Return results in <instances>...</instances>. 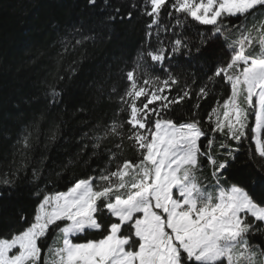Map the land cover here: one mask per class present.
Segmentation results:
<instances>
[{
    "label": "snow or ice",
    "instance_id": "obj_1",
    "mask_svg": "<svg viewBox=\"0 0 264 264\" xmlns=\"http://www.w3.org/2000/svg\"><path fill=\"white\" fill-rule=\"evenodd\" d=\"M105 5V24L143 25L135 57L115 59L90 85L97 103L115 105L112 117L83 121L76 151L57 164L52 149L68 139L63 117L49 116L66 111L65 88L44 93L45 109L21 127L0 169V200L20 187L32 200L29 211L0 217V264H264V0ZM70 36L58 66L111 39L82 26ZM78 67L57 70L58 83ZM218 90L222 102L205 121L201 101ZM186 104L187 118L175 117ZM205 165L210 186L198 175Z\"/></svg>",
    "mask_w": 264,
    "mask_h": 264
},
{
    "label": "trees",
    "instance_id": "obj_2",
    "mask_svg": "<svg viewBox=\"0 0 264 264\" xmlns=\"http://www.w3.org/2000/svg\"><path fill=\"white\" fill-rule=\"evenodd\" d=\"M124 2L109 0L113 6ZM110 10L105 0H97L95 8L88 6L87 0H0V169L6 164L5 152L9 153L7 159H11L9 146L21 127L45 109L44 93L51 86L65 88L64 104L67 106L63 113L54 109L49 116V120L55 118L57 121L63 117L61 131L67 134L68 139L67 144L60 140L52 149L57 164L67 160L68 152L76 151L74 138L80 134L79 130L87 131L83 121L95 124L105 112V119L112 117L115 105L97 103L94 87L90 85L102 77L108 64L115 59L123 57L131 61L135 57L143 38V25L137 20L131 24L119 21L105 24L104 17ZM79 26L86 32L111 33V39L105 36L96 42L89 41L85 59L81 61V53L85 49H79L65 57L58 66L57 53L63 48L61 40L64 37L71 39L72 29ZM73 60L79 64L75 76L71 81L58 83L55 73L59 70L61 75L67 76L68 65ZM223 96V91L218 90L212 98L201 101L199 112L205 121L211 107L216 106ZM34 97L39 99L34 101ZM81 104L87 109L85 113L76 112ZM190 109L191 104L182 105L173 115L185 119ZM249 124L254 126V116H250ZM80 171L79 168L69 170L57 182L58 189L66 190L64 185ZM198 175L202 185L214 183L210 166L205 165ZM31 205L27 189L20 187L12 197L0 200V217H13L21 207L29 211ZM90 238L91 234L74 239L83 242ZM49 243H52L51 239Z\"/></svg>",
    "mask_w": 264,
    "mask_h": 264
},
{
    "label": "rangeland",
    "instance_id": "obj_3",
    "mask_svg": "<svg viewBox=\"0 0 264 264\" xmlns=\"http://www.w3.org/2000/svg\"><path fill=\"white\" fill-rule=\"evenodd\" d=\"M209 190H211V188H209Z\"/></svg>",
    "mask_w": 264,
    "mask_h": 264
}]
</instances>
